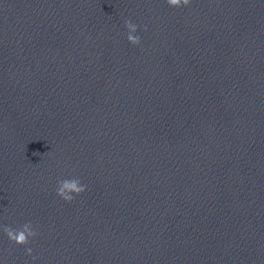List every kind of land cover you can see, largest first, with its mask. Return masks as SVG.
I'll return each mask as SVG.
<instances>
[{
	"label": "water",
	"instance_id": "obj_1",
	"mask_svg": "<svg viewBox=\"0 0 264 264\" xmlns=\"http://www.w3.org/2000/svg\"><path fill=\"white\" fill-rule=\"evenodd\" d=\"M0 264H264V0H0Z\"/></svg>",
	"mask_w": 264,
	"mask_h": 264
},
{
	"label": "clouds",
	"instance_id": "obj_2",
	"mask_svg": "<svg viewBox=\"0 0 264 264\" xmlns=\"http://www.w3.org/2000/svg\"><path fill=\"white\" fill-rule=\"evenodd\" d=\"M191 0H167L171 7H181L189 5ZM125 27L128 29L127 39L133 45L140 43V36L134 35L138 30V25L133 23L130 19L125 21ZM35 154V153H34ZM86 191V186L83 185L78 178H65L58 181L56 194L65 202L71 203L76 196ZM3 231L8 239L17 245H27L29 238L38 235L31 222L25 223L18 229H12L8 226L3 227ZM27 253L31 255L32 249L28 248Z\"/></svg>",
	"mask_w": 264,
	"mask_h": 264
}]
</instances>
